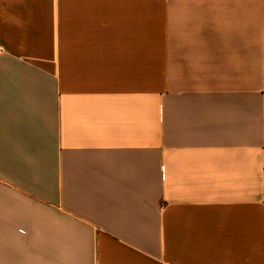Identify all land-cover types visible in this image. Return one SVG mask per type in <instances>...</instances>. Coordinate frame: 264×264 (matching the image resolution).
Wrapping results in <instances>:
<instances>
[{
  "label": "crops",
  "instance_id": "obj_1",
  "mask_svg": "<svg viewBox=\"0 0 264 264\" xmlns=\"http://www.w3.org/2000/svg\"><path fill=\"white\" fill-rule=\"evenodd\" d=\"M0 264H264V0H0Z\"/></svg>",
  "mask_w": 264,
  "mask_h": 264
}]
</instances>
